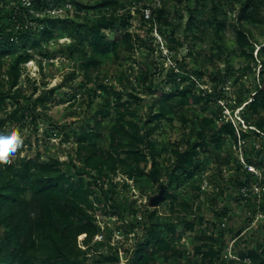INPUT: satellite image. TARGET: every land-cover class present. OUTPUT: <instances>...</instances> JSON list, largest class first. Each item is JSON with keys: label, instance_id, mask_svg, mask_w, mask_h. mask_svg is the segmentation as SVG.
<instances>
[{"label": "rangeland", "instance_id": "rangeland-1", "mask_svg": "<svg viewBox=\"0 0 264 264\" xmlns=\"http://www.w3.org/2000/svg\"><path fill=\"white\" fill-rule=\"evenodd\" d=\"M246 1L1 3L12 33L0 37V120L24 139L10 163L53 165L66 198L87 199L88 217L32 232L27 264H134L137 249H155L156 237L168 247L149 264H209V248L211 264H241L249 250H264V114L249 112L264 81V0L253 22H239ZM13 8L20 16L10 21ZM43 13L66 20L51 39L40 40ZM102 16L118 19L106 32L112 49L93 56L86 25ZM217 23L225 25L220 33ZM21 55L27 60L13 73ZM159 90L177 95L162 118ZM116 108L129 147L135 137L144 141L136 164L110 147ZM221 121L236 137L222 138ZM195 142L202 147L194 166L174 172L176 154Z\"/></svg>", "mask_w": 264, "mask_h": 264}, {"label": "trees", "instance_id": "trees-1", "mask_svg": "<svg viewBox=\"0 0 264 264\" xmlns=\"http://www.w3.org/2000/svg\"><path fill=\"white\" fill-rule=\"evenodd\" d=\"M8 0H0V37L10 35L11 27L4 25L2 22L5 18V13L2 2ZM21 4V3H20ZM253 0H247L238 15V21H251L255 15H258V5ZM36 6H47L45 0H38ZM26 12V11H25ZM28 14V12H26ZM20 13L16 8H13L12 14L9 17L13 21L15 17H19ZM117 17L102 16L97 20L89 19L86 25L88 29V44L84 48H89L91 55H101L112 49V41L107 35V31H112L117 24ZM260 21L262 19H259ZM39 23L46 25L41 34L40 40L51 39L54 35V30L66 22L62 17H49L43 16L37 19ZM16 22V21H14ZM78 31L83 29L82 25H77ZM218 32L225 28V25L217 23ZM233 31L237 29L232 26ZM127 36H130L129 34ZM238 44L245 46L246 36L242 31H237ZM38 44V43H35ZM5 56V53L0 50V60ZM17 57L12 72L16 73L17 66L25 62L27 59ZM264 66V65H263ZM170 75L177 83L183 82L181 75ZM177 76V77H176ZM18 78L17 75L14 77ZM180 79V81H178ZM17 80L13 83L16 86ZM161 100L160 111L158 117L169 116L173 111L168 104L176 99V94L173 91L166 93L165 91H157ZM2 95L0 93V100ZM1 103V101H0ZM260 111L264 114V81L261 88L257 92L249 106L250 117L253 119H260ZM116 113H121L118 108L115 109ZM125 118V114L118 115V121L113 126L111 148L115 151L121 149L128 160L133 163H138L137 159L141 155L140 143L144 142L142 139L135 137L134 147H129L130 139L128 134H122L119 124ZM4 121L0 120V130H2ZM219 130L222 138L227 136L236 137V129L232 123L221 121ZM264 117L259 120V128H263ZM148 145V146H147ZM202 146L195 142L187 146L182 151L178 152L175 157L174 172L188 171L194 166V159L198 154V148ZM150 143L145 144V149L149 151ZM86 156V155H85ZM143 156V155H142ZM148 156L154 162L153 154L149 153ZM145 156H143L144 158ZM97 158L94 152L88 157L87 162L91 165V160ZM124 163V162H123ZM98 167L97 165H95ZM113 167V166H112ZM110 167V168H112ZM53 165L40 166L38 163L31 161L25 162V159L19 162L8 164H0V264H27V259L32 251L36 248V243L32 241V232L57 230L59 224L63 221L69 224L74 215L81 217H88L83 206L87 202L86 197H80L77 193H72V197L66 198L67 187L59 188L61 184V177H58L56 172L52 171ZM30 192L28 199H23V196ZM79 197L81 201L77 203L74 198ZM34 217H33V216ZM168 247V243L159 241L156 237L155 249H144L143 247L137 249V258L134 259V264H149L151 259L160 255L165 256L163 252ZM161 251V253H160ZM215 257L212 248L208 249L204 255V260ZM241 264L248 261L250 264H264V250H249L247 254L242 255ZM63 264H69L64 262Z\"/></svg>", "mask_w": 264, "mask_h": 264}, {"label": "clouds", "instance_id": "clouds-1", "mask_svg": "<svg viewBox=\"0 0 264 264\" xmlns=\"http://www.w3.org/2000/svg\"><path fill=\"white\" fill-rule=\"evenodd\" d=\"M23 144L24 139L19 129L0 130V164L10 163Z\"/></svg>", "mask_w": 264, "mask_h": 264}, {"label": "built area", "instance_id": "built-area-1", "mask_svg": "<svg viewBox=\"0 0 264 264\" xmlns=\"http://www.w3.org/2000/svg\"><path fill=\"white\" fill-rule=\"evenodd\" d=\"M20 1L26 8H30L33 6V4H36L38 0H20ZM46 11L50 12L49 10H46ZM57 12H59V11H57ZM46 15L49 16L48 14L43 13V16H46ZM150 16H151L150 12L145 11V18L148 19V18H150ZM178 81H180V79H178ZM246 262L250 263L248 261H246Z\"/></svg>", "mask_w": 264, "mask_h": 264}, {"label": "bare ground", "instance_id": "bare-ground-1", "mask_svg": "<svg viewBox=\"0 0 264 264\" xmlns=\"http://www.w3.org/2000/svg\"><path fill=\"white\" fill-rule=\"evenodd\" d=\"M97 239H99V238H97Z\"/></svg>", "mask_w": 264, "mask_h": 264}]
</instances>
